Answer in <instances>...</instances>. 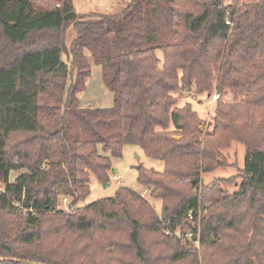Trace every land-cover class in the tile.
Here are the masks:
<instances>
[{
  "label": "trees",
  "instance_id": "1",
  "mask_svg": "<svg viewBox=\"0 0 264 264\" xmlns=\"http://www.w3.org/2000/svg\"><path fill=\"white\" fill-rule=\"evenodd\" d=\"M90 62L108 108L79 102ZM215 91L203 133L179 99ZM231 142L240 181L204 182ZM125 145L163 162L135 167L160 211L128 186L79 205ZM64 196L75 208L56 207ZM0 264H264V0H130L114 14L0 0Z\"/></svg>",
  "mask_w": 264,
  "mask_h": 264
},
{
  "label": "rangeland",
  "instance_id": "2",
  "mask_svg": "<svg viewBox=\"0 0 264 264\" xmlns=\"http://www.w3.org/2000/svg\"><path fill=\"white\" fill-rule=\"evenodd\" d=\"M76 11L79 13H99V14H114L120 12L130 0H72ZM75 30L73 26H69L65 31V44L69 46L72 39L75 37ZM160 55V52H159ZM91 73L86 80L85 89L78 94L79 102L85 107H101L108 108L113 104V95L110 90L105 86L102 81L100 69L98 65L90 62ZM209 97L201 95L194 97L193 95L184 94L179 99V105L185 102H191L193 108L198 112L201 123L200 130L204 133L211 130L212 114L214 112L215 103H209ZM228 165L225 167L216 168L211 173L203 174L204 182L209 181L215 177H230L234 176L237 181H240L241 169L244 165V147L237 142L231 144L222 150ZM142 165L147 168H153L157 171L163 170V162L146 156L139 147L133 145H125L123 147L122 155L118 158H112V168L114 172L110 171V180L106 186L96 180L95 177L90 178L89 187L90 191L79 205L87 204L99 198L112 196L119 186L132 187L137 192L141 193L144 197L150 199L149 190L141 186L136 180V166ZM17 172L10 174V180H13ZM117 176L121 180V184L113 178ZM228 190H235L236 186L227 185ZM61 201V199H60ZM154 209L160 211V201L157 199L151 200ZM72 202L68 198V204Z\"/></svg>",
  "mask_w": 264,
  "mask_h": 264
},
{
  "label": "built area",
  "instance_id": "3",
  "mask_svg": "<svg viewBox=\"0 0 264 264\" xmlns=\"http://www.w3.org/2000/svg\"><path fill=\"white\" fill-rule=\"evenodd\" d=\"M226 23H227V24H230V21H229V20H226ZM219 97H220V94H219L218 92H216V91L213 92V94H212V95L210 96V98H209V103H210V104L215 103V101H216ZM113 178L117 181L118 184H121V180H119V179L117 178V176L113 175ZM183 181H184V180H183ZM145 191H148V189H145ZM75 206H76V204H74V203H72V202H70V203L68 204V197H66V196L62 197V198H61V201H59L58 204L56 205L57 208H62V209H64V210H71V209L75 208ZM198 213H200V212H198ZM188 217H189L190 219H192V218H193V217H192V213H189V214H188ZM175 234L179 235V234H180V231H175ZM183 236L186 237V238H191V239H192V234H191L190 232L185 231V232L183 233ZM192 240H193L192 242L194 243V245H195L196 247H198V246H199V241H198V239L196 238V239H192Z\"/></svg>",
  "mask_w": 264,
  "mask_h": 264
},
{
  "label": "water",
  "instance_id": "4",
  "mask_svg": "<svg viewBox=\"0 0 264 264\" xmlns=\"http://www.w3.org/2000/svg\"><path fill=\"white\" fill-rule=\"evenodd\" d=\"M111 171H112V172H114V171H115V169H114V168H111ZM103 185L105 186V185H106V183H103Z\"/></svg>",
  "mask_w": 264,
  "mask_h": 264
},
{
  "label": "crops",
  "instance_id": "5",
  "mask_svg": "<svg viewBox=\"0 0 264 264\" xmlns=\"http://www.w3.org/2000/svg\"><path fill=\"white\" fill-rule=\"evenodd\" d=\"M107 184H108V183H106V185H107ZM106 185H105V186H106Z\"/></svg>",
  "mask_w": 264,
  "mask_h": 264
}]
</instances>
